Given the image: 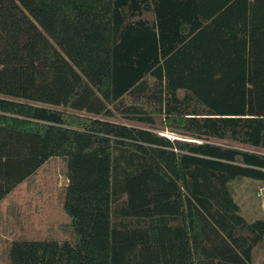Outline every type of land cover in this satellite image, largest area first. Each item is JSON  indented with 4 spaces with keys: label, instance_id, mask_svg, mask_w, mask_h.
<instances>
[{
    "label": "trees",
    "instance_id": "obj_1",
    "mask_svg": "<svg viewBox=\"0 0 264 264\" xmlns=\"http://www.w3.org/2000/svg\"><path fill=\"white\" fill-rule=\"evenodd\" d=\"M55 159L74 241L10 264H253L264 0H0V203Z\"/></svg>",
    "mask_w": 264,
    "mask_h": 264
},
{
    "label": "rangeland",
    "instance_id": "obj_2",
    "mask_svg": "<svg viewBox=\"0 0 264 264\" xmlns=\"http://www.w3.org/2000/svg\"><path fill=\"white\" fill-rule=\"evenodd\" d=\"M120 120L131 124L122 118ZM163 133L176 136L168 130ZM60 160L45 163L33 177L28 179L26 185L29 186L30 192H26V189L22 188L20 192H15L17 196L15 200L10 195L7 198L10 202L9 209L5 210L7 203L0 204V225L7 223V225L12 226L11 231L14 230V220L18 221L17 211L21 205L19 202H21L25 215L21 220H25L26 226H28L24 228V235H27V238H47L58 241L72 239L74 241V230L70 224L68 225L69 219L62 205L64 189L59 187V181L61 180L62 186H64L67 184V178L62 174L63 165ZM234 189L236 199L248 219L264 217V183L251 180L240 181L234 184ZM7 216L8 218H6ZM45 216L54 224L53 232L50 236H35L39 226L45 227L41 224L42 220L46 219L43 218ZM71 232L74 235H71ZM10 243V241L0 243V264H10Z\"/></svg>",
    "mask_w": 264,
    "mask_h": 264
},
{
    "label": "crops",
    "instance_id": "obj_3",
    "mask_svg": "<svg viewBox=\"0 0 264 264\" xmlns=\"http://www.w3.org/2000/svg\"><path fill=\"white\" fill-rule=\"evenodd\" d=\"M63 174V172H62ZM63 176H65L63 174ZM65 178H67L65 176ZM28 181V180H27ZM25 181L24 183H22L19 187H17L10 195H12L11 197L15 200L16 199V195H15V192L19 191L22 189V188H25L26 189V192H30V188L28 185H26V182ZM67 182H68V179H67ZM25 185V187H24ZM62 181L60 180L59 181V187H62L64 188V186H62ZM9 195V196H10ZM7 196V198L9 197ZM5 198L0 204H4V203H7V206H6V209H9V206H10V202H9V199ZM31 201V200H29ZM18 202V201H17ZM21 205L19 206V209H18V213H17V216H18V221L17 220H14V223H15V226H14V230L11 231V228L12 226L10 225H7L4 224V225H0V243L1 242H6V241H11L12 239L16 238V237H21V236H24V228H27L28 226H26V222L25 220H21L22 217H24V210L22 209V203L19 202ZM16 216V217H17ZM15 217V216H14ZM8 218V216L6 217ZM43 218H46L45 220H42L41 224H43L45 227L44 228H41L39 226L38 229V232H37V235L35 236H40V235H43V236H50L51 235V232H53L52 228H54V224L51 223L49 221V219L45 216ZM248 219V218H247ZM254 219V218H253ZM253 219H248V221H254ZM32 225V224H31ZM20 226V227H19ZM27 237V235H25ZM243 237L245 238V240L242 238L243 241H246L248 242L247 246H246V249H248V246L251 247V250H250V254H251V257H252V263L253 264H264V235H260V234H255V233H251V232H244L243 234ZM252 242H256V243H252ZM245 249V250H246Z\"/></svg>",
    "mask_w": 264,
    "mask_h": 264
},
{
    "label": "water",
    "instance_id": "obj_4",
    "mask_svg": "<svg viewBox=\"0 0 264 264\" xmlns=\"http://www.w3.org/2000/svg\"><path fill=\"white\" fill-rule=\"evenodd\" d=\"M169 137H172V138H178V137H176V136H169Z\"/></svg>",
    "mask_w": 264,
    "mask_h": 264
},
{
    "label": "bare ground",
    "instance_id": "obj_5",
    "mask_svg": "<svg viewBox=\"0 0 264 264\" xmlns=\"http://www.w3.org/2000/svg\"><path fill=\"white\" fill-rule=\"evenodd\" d=\"M169 136H171V135H169Z\"/></svg>",
    "mask_w": 264,
    "mask_h": 264
}]
</instances>
